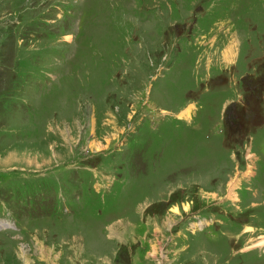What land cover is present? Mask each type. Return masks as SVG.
<instances>
[{"label":"rangeland","instance_id":"rangeland-1","mask_svg":"<svg viewBox=\"0 0 264 264\" xmlns=\"http://www.w3.org/2000/svg\"><path fill=\"white\" fill-rule=\"evenodd\" d=\"M261 234L264 0H0V264H264Z\"/></svg>","mask_w":264,"mask_h":264},{"label":"bare ground","instance_id":"bare-ground-1","mask_svg":"<svg viewBox=\"0 0 264 264\" xmlns=\"http://www.w3.org/2000/svg\"><path fill=\"white\" fill-rule=\"evenodd\" d=\"M70 38H71L70 36H67L66 39L70 41ZM176 209H178L177 206H175L171 211L174 213L175 211H173V210H176ZM178 210H179V209H178ZM179 211H180V210H179ZM175 214H176V215H177V214H180V212L175 213ZM172 220H173V219H172ZM168 221H169V222L166 223V225H167V226H171V225H172V224H171L172 221H171V220H168ZM174 223H175V222H174ZM174 223H173V224H174ZM263 239H264V238L260 239V242H261V240H263ZM258 244H259V243H258ZM260 245H261V246H264V243L261 242ZM257 247H258V245L255 244V246H254L253 248H257Z\"/></svg>","mask_w":264,"mask_h":264},{"label":"flooded vegetation","instance_id":"flooded-vegetation-1","mask_svg":"<svg viewBox=\"0 0 264 264\" xmlns=\"http://www.w3.org/2000/svg\"><path fill=\"white\" fill-rule=\"evenodd\" d=\"M222 203V202H221ZM221 203H218V205L219 204H221ZM213 205H205V206H202V207H200V210H199V212H194V213H191V215H194V214H203V213H205L208 209L207 208H210V207H212ZM221 208V207H220ZM219 208V209H220ZM207 209V210H206ZM218 209V210H219Z\"/></svg>","mask_w":264,"mask_h":264},{"label":"crops","instance_id":"crops-1","mask_svg":"<svg viewBox=\"0 0 264 264\" xmlns=\"http://www.w3.org/2000/svg\"><path fill=\"white\" fill-rule=\"evenodd\" d=\"M255 246V244L254 245H252V248Z\"/></svg>","mask_w":264,"mask_h":264}]
</instances>
